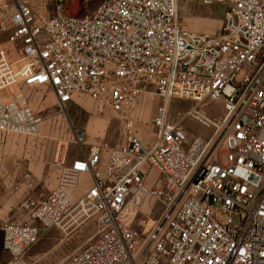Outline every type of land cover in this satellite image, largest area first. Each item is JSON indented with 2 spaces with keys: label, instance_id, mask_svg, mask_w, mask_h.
Returning a JSON list of instances; mask_svg holds the SVG:
<instances>
[{
  "label": "built area",
  "instance_id": "obj_1",
  "mask_svg": "<svg viewBox=\"0 0 264 264\" xmlns=\"http://www.w3.org/2000/svg\"><path fill=\"white\" fill-rule=\"evenodd\" d=\"M52 1L45 18L34 0H0V133L40 135L26 92L45 89L62 109L88 97L114 113L121 140L56 151V186L0 219L4 264H29L49 231L93 220L96 241L57 264H264V0H202L226 7L217 34L187 29L181 0H102L77 15ZM147 94L158 100L150 145L134 118ZM207 99L223 104L217 122ZM176 100L196 103L188 115L214 128L210 139L189 144L170 115ZM221 130V153L207 161ZM86 139L76 129L75 145Z\"/></svg>",
  "mask_w": 264,
  "mask_h": 264
},
{
  "label": "rangeland",
  "instance_id": "obj_2",
  "mask_svg": "<svg viewBox=\"0 0 264 264\" xmlns=\"http://www.w3.org/2000/svg\"><path fill=\"white\" fill-rule=\"evenodd\" d=\"M34 2L39 6L43 17L53 15L52 0H47L45 5L40 4V0ZM101 2L102 0H69L67 14H89ZM225 13L226 7L223 5L209 6L203 4L202 0H181V21L187 29L195 32L220 33ZM26 96L34 113L43 119L41 134L26 136L0 133V211L7 212L5 217L11 215L26 197L41 198L56 186L53 187V184L57 183L59 169L55 167L54 159L58 149L67 147L70 153L77 149L88 152L91 145L102 139L113 145L121 140L120 119L110 111L100 115L95 103L88 97H78L75 102L62 109L50 90L30 91L26 92ZM157 105L155 95L147 94L134 112L138 133L146 145H150L154 139L151 122ZM195 105V102L176 100L170 108L172 120L186 130L189 144L197 138L210 139L214 129L202 126L188 115ZM201 107L213 122H217L224 114L223 104L219 100L207 99ZM81 127L86 129L87 139L83 146L77 147L74 132ZM223 136L224 130H221L210 144L206 153L207 161H212L215 153H221ZM159 178L160 174L153 169L148 184L154 185ZM26 179L34 183L33 189L27 186ZM150 205L154 210L151 217L156 220L160 217L159 205L152 200ZM67 229L66 232L53 229L44 235L28 251L26 258L29 264H57L86 248L98 237V225L94 220L69 223ZM7 260L8 255L4 251L0 255V264Z\"/></svg>",
  "mask_w": 264,
  "mask_h": 264
},
{
  "label": "crops",
  "instance_id": "obj_3",
  "mask_svg": "<svg viewBox=\"0 0 264 264\" xmlns=\"http://www.w3.org/2000/svg\"><path fill=\"white\" fill-rule=\"evenodd\" d=\"M56 185V182L53 184V187ZM7 214L6 211L1 210L0 211V219L4 218V216ZM4 253V246H3V232L1 231L0 228V255H2Z\"/></svg>",
  "mask_w": 264,
  "mask_h": 264
}]
</instances>
